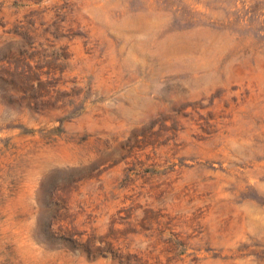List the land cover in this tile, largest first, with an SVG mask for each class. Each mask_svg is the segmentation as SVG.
Segmentation results:
<instances>
[{
    "label": "rangeland",
    "instance_id": "obj_1",
    "mask_svg": "<svg viewBox=\"0 0 264 264\" xmlns=\"http://www.w3.org/2000/svg\"><path fill=\"white\" fill-rule=\"evenodd\" d=\"M0 264H264V0H0Z\"/></svg>",
    "mask_w": 264,
    "mask_h": 264
}]
</instances>
